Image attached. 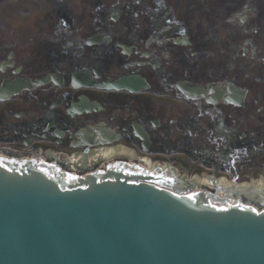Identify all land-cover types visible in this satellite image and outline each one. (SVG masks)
<instances>
[{"label": "flooded vegetation", "instance_id": "flooded-vegetation-1", "mask_svg": "<svg viewBox=\"0 0 264 264\" xmlns=\"http://www.w3.org/2000/svg\"><path fill=\"white\" fill-rule=\"evenodd\" d=\"M221 1L226 0H212ZM260 1L258 21L248 25L255 26L254 32H263L257 50L264 51V0ZM193 3L0 0V85L3 79L15 77L31 80L18 97L0 104V140L16 147L28 143L32 149L37 141H47L68 149L82 138L84 127L102 122L119 135L117 142L144 150L134 130L140 125L148 134V152L155 154L167 152V140L177 144L191 130L200 134L194 145L198 150L191 152L184 146L183 152L203 153L207 145L203 147L202 142L209 141V162L218 159L216 152H227L230 159L239 156L254 168L263 167L264 131L247 133L240 140L245 154L229 150L236 145L231 139L236 132L233 125L249 117L250 111L243 117L232 105L207 103L209 94L194 100L183 95L243 88L247 91L244 108L250 101L264 108V55L258 56L253 49L235 51L242 35L236 21L225 26L223 34L213 24H191L195 15L208 19L223 12L230 15L247 2L227 0L222 13L198 5L189 14ZM227 22L228 18L218 23ZM124 77L135 81L116 84ZM81 96L89 104L103 106L102 113L76 117L74 109ZM14 107H21L24 114L10 132L7 120L13 118ZM258 119L264 121V114ZM37 129L40 138L34 134Z\"/></svg>", "mask_w": 264, "mask_h": 264}, {"label": "water", "instance_id": "water-1", "mask_svg": "<svg viewBox=\"0 0 264 264\" xmlns=\"http://www.w3.org/2000/svg\"><path fill=\"white\" fill-rule=\"evenodd\" d=\"M136 162L146 168L153 166L151 162L150 166L144 161ZM175 170L180 177H191V172L187 178L184 171ZM113 171L116 175H137L135 169L122 165L115 166ZM99 176L89 175L81 183L91 181L93 184ZM226 178L230 182L231 179ZM262 178L264 174L248 183L255 188L254 181ZM173 179L177 185L182 182L175 175ZM208 181V178L202 180L203 183ZM71 182L69 179L67 184H73ZM263 188L260 185L259 190ZM219 190L220 195H231L234 187L221 182ZM29 191L23 190L19 201L0 209V238L13 242L11 246H0V264H264V225L250 216L212 214L200 218L206 222H193L187 217L176 218L171 211L166 217L165 232L160 233L157 228L150 229L157 226L155 215L139 224L146 208L134 199L118 212L120 207L101 202L102 198H64L49 202ZM259 199L264 202V198ZM216 200L220 202L221 198L216 197ZM184 204L178 205L184 207ZM187 207L191 210L197 205ZM100 214L102 217L98 219ZM105 216L113 220L122 218V221L105 226L103 241L94 246L88 223L102 227L97 221ZM11 236L14 238L10 239Z\"/></svg>", "mask_w": 264, "mask_h": 264}, {"label": "rangeland", "instance_id": "rangeland-1", "mask_svg": "<svg viewBox=\"0 0 264 264\" xmlns=\"http://www.w3.org/2000/svg\"><path fill=\"white\" fill-rule=\"evenodd\" d=\"M191 172V171H190Z\"/></svg>", "mask_w": 264, "mask_h": 264}]
</instances>
